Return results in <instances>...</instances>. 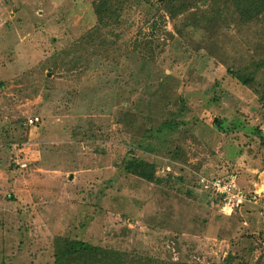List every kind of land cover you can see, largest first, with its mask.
<instances>
[{
  "label": "rangeland",
  "instance_id": "rangeland-1",
  "mask_svg": "<svg viewBox=\"0 0 264 264\" xmlns=\"http://www.w3.org/2000/svg\"><path fill=\"white\" fill-rule=\"evenodd\" d=\"M97 1L0 0V264H54L58 236L145 264H264L263 18L122 0L100 31ZM231 171L255 211L196 189Z\"/></svg>",
  "mask_w": 264,
  "mask_h": 264
},
{
  "label": "trees",
  "instance_id": "trees-1",
  "mask_svg": "<svg viewBox=\"0 0 264 264\" xmlns=\"http://www.w3.org/2000/svg\"><path fill=\"white\" fill-rule=\"evenodd\" d=\"M162 4L164 5L165 11L174 20H177L180 15L190 12L192 9H201L199 12L202 13V15L198 16L196 14L195 19L204 18V16H206L205 13L208 12L209 9H212V17L218 18V21L224 23L231 18H239L244 22H250L254 19L259 20V18H263L264 20V0H162ZM93 10L97 17V27L100 28V31L114 25H121L120 20L123 10L122 0L121 3H115V0H98L94 3ZM197 25L199 26V21L193 26L195 27ZM181 32L180 29H177V33ZM141 43L143 48H150L153 44L151 41L145 40L144 43L137 42L135 46L138 47ZM261 64L264 67V61H262ZM229 72L234 74L243 85L252 82L251 77L233 73L231 70H229ZM214 123L221 129L222 122L220 120H216ZM179 125L180 124L171 121L165 122L156 133L161 134L165 130H175ZM124 170L151 183L159 184L162 182L156 176V166L153 163L144 162L135 156H128L125 158ZM195 185L200 193H204L197 184V181ZM208 195L213 196L211 194ZM213 197L218 199L221 204L218 197ZM253 206L254 205L246 204L241 209L235 210L234 214L243 209L245 212L248 210L255 211L251 208ZM253 208L256 209V207ZM54 259V264H145L141 262V260L136 261L128 254L120 251L95 246L81 240L70 239L64 236H58L54 240Z\"/></svg>",
  "mask_w": 264,
  "mask_h": 264
},
{
  "label": "built area",
  "instance_id": "built-area-1",
  "mask_svg": "<svg viewBox=\"0 0 264 264\" xmlns=\"http://www.w3.org/2000/svg\"><path fill=\"white\" fill-rule=\"evenodd\" d=\"M41 122L39 116L30 117L27 119L28 127L38 126ZM21 167H26V164L16 162ZM197 184L205 194H211L218 197L222 204V212L232 215L235 210L241 209L246 204L254 206L259 205V195L255 192L247 193L239 186V178L235 171L227 172L219 176L201 175L197 179Z\"/></svg>",
  "mask_w": 264,
  "mask_h": 264
},
{
  "label": "crops",
  "instance_id": "crops-1",
  "mask_svg": "<svg viewBox=\"0 0 264 264\" xmlns=\"http://www.w3.org/2000/svg\"><path fill=\"white\" fill-rule=\"evenodd\" d=\"M19 161V160H18Z\"/></svg>",
  "mask_w": 264,
  "mask_h": 264
}]
</instances>
